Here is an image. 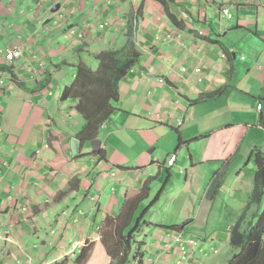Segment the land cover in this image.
<instances>
[{
  "label": "crops",
  "instance_id": "obj_1",
  "mask_svg": "<svg viewBox=\"0 0 264 264\" xmlns=\"http://www.w3.org/2000/svg\"><path fill=\"white\" fill-rule=\"evenodd\" d=\"M128 41L140 65L111 97L114 112L99 131L97 155L94 141L78 138L84 123L76 100H60L75 71L69 82L58 77L67 64H88L89 55L75 53L80 46L100 52ZM22 44L23 57L9 66L3 52ZM5 74L0 233L20 257L76 263L84 240L123 243L129 235L130 256L138 220L151 209L154 223L143 220L149 227L138 232L142 246L154 247L144 264L164 253L199 257L200 264L204 247L182 254L172 233L212 246L229 241L241 215L243 226L258 219L264 197L245 208L264 157V0H0V78ZM159 203L169 218L155 212ZM34 235L43 238L37 245Z\"/></svg>",
  "mask_w": 264,
  "mask_h": 264
},
{
  "label": "trees",
  "instance_id": "obj_2",
  "mask_svg": "<svg viewBox=\"0 0 264 264\" xmlns=\"http://www.w3.org/2000/svg\"><path fill=\"white\" fill-rule=\"evenodd\" d=\"M75 53L91 54L98 63V67L93 70L82 60L75 64H67L66 66L70 65L75 69V77L61 91L60 100H76L75 109L84 123L78 138L80 142H92L97 139L101 126L114 112L111 97L118 91L123 75L139 67L140 53L131 41H128L121 49H108L100 52H92L87 47L80 46ZM5 70L10 73L11 81H15V76L12 73L13 68ZM95 154L101 155L102 151L98 150ZM263 197L264 158L260 160L253 191L245 209L253 205L259 206ZM257 218L254 223L243 226L244 217L241 215L236 224L231 227L229 246L237 250L238 253L232 254L226 264H264V207ZM174 229L180 230L179 227ZM128 239L122 243L123 248L116 264H129L132 236L129 235ZM138 245L141 247L142 243ZM143 258L144 255L136 249L132 262L133 264H142ZM76 263H78V259Z\"/></svg>",
  "mask_w": 264,
  "mask_h": 264
},
{
  "label": "rangeland",
  "instance_id": "obj_3",
  "mask_svg": "<svg viewBox=\"0 0 264 264\" xmlns=\"http://www.w3.org/2000/svg\"><path fill=\"white\" fill-rule=\"evenodd\" d=\"M26 4L28 5V3H26ZM34 7H35V5H34ZM58 11H60V10H57V12ZM41 12H42V10H41ZM61 19L62 18H59L58 15H56L54 23L59 24L62 21ZM38 23L39 22H37V24ZM28 38L30 39L31 36H29ZM82 55H87V54H82ZM88 57H90V59L85 58L86 60H88L87 65L90 68L96 70L98 67V63L93 59V56L91 54ZM80 60H82V59H80ZM73 69L74 68L70 67V66H67L66 68H64L65 73L58 77V81L60 82L62 80V78H65L63 81L69 82L71 79V75L74 73L73 71H75V69L74 70ZM148 203H150V202H147L144 205H147ZM159 204H160L159 208L155 206V209H156L155 212L160 216L162 211L166 209V206L163 205L162 203H159ZM150 211H151V209H149V211L144 216H142L140 214L141 216L138 220V222H140V224H139L140 226H138V228L136 230L137 243H142L144 241V236L142 234L138 235V232L141 231L140 227L145 226V228H147V229L149 227L148 224H143L144 223L143 220L147 219L149 222L152 221V223H154L153 222L154 219L148 218V215H150ZM162 214H165V213L163 212ZM162 217H163V219H167L170 216L167 217L165 214ZM138 222H136V223H138ZM134 226L135 225L133 224L130 228H128L127 232L129 233L131 231L132 227H134ZM174 234H181V233L175 232V233H172L171 236H173ZM1 235H3V236H1ZM1 235H0V242H1L2 237L4 239H6V241H7V233L4 232ZM100 236H103V234L100 233ZM185 237L192 239V240H195L197 242L196 247H193V248H190L189 250H187V251H190L191 254L194 251H200L202 248L201 246L204 247L203 248L204 251L201 254L202 259L200 260L201 261L200 264H226L229 261L232 254L235 255L236 253H238L237 250H235L229 246V241L224 242V241L218 240V241H215L212 246H209V242L199 241V243H198V241L196 239H193V238L188 237V236H185ZM42 239L43 238L41 235H39V236L34 235L33 238H31L32 245L39 244L42 241ZM99 239L100 238L95 239V240L87 239V240H84V242H82L81 244L80 243L78 244V247H80L79 252H81L82 249L85 250L84 255L78 257V263H75L73 261L74 258L63 257L62 260L59 259L58 261H54V262H51V261L54 260L55 258H49V259H51L49 264H116V262L118 261V258L120 256V251L123 248L122 242H120V241L119 242L106 241L105 242V244L107 245L106 246L104 244V240L102 242H99L98 241ZM8 240H11V239L9 238ZM12 242H13V240H11L10 243L7 241L6 245H4L3 247L0 246V252H1L2 248L5 247V249L3 250V253L0 254V264H38V262L36 261V258L31 257V256H27L26 258L20 257L22 255H19L18 249L11 250L9 247L12 246V244H11ZM172 242H173V240H172ZM135 243L136 242H134V241L132 242V252L129 256V264H133V262H132L133 253H134L133 251H135L136 249L138 250V248H140L139 245L135 244ZM147 243H148V241H147ZM211 243H213V242H211ZM48 244H49L48 248L53 247L52 243H50V241ZM7 245H10V246L7 247ZM142 247H145V252L143 251V248H142L141 251L138 250L140 253H142L143 255L145 253L144 256H146L147 258L149 256L154 257V254L150 253V249L154 248L151 246V244L144 245ZM215 247H217L216 250H215ZM129 250H130V248H129ZM187 251H186V253H187ZM15 260H18V262L16 263ZM41 260H45V257H41ZM153 260H155L157 264H167V263L168 264H199V257H197V258L192 257L188 261L187 255L183 259L182 258L181 259L180 258L179 259L178 258L173 259L169 253H164L163 256H161V257L155 256V258H153ZM46 264H47V261H46ZM142 264H144V258H143Z\"/></svg>",
  "mask_w": 264,
  "mask_h": 264
},
{
  "label": "built area",
  "instance_id": "obj_4",
  "mask_svg": "<svg viewBox=\"0 0 264 264\" xmlns=\"http://www.w3.org/2000/svg\"><path fill=\"white\" fill-rule=\"evenodd\" d=\"M47 1H52V0H47ZM59 15V18H62V15L60 11L56 12ZM103 25H99V29H103ZM169 38V36H168ZM170 46V45H167ZM25 45H17L16 47H13L11 49H8L4 52L3 57L6 61V63L9 66L14 65L18 60H20L25 52ZM221 57H224V55H221ZM34 59L37 61L38 66H42V62L40 60H38L37 56L34 55ZM197 73H199V70H195ZM9 79L8 74L3 75L2 78H0V87H5L6 86V81ZM258 108L260 109V106H258ZM263 155H264V150H263ZM264 158V157H263ZM176 160V156L175 155H171L168 160L167 163L169 166H172L174 164ZM16 209H18L19 211L25 213L27 211V207L25 206H18L16 207ZM172 240L174 242V244L177 245L178 249L182 252V254H186V251L189 250L190 248L196 247L197 246V242L195 240L186 238L185 236H183L182 234H174L172 236ZM199 243V242H198Z\"/></svg>",
  "mask_w": 264,
  "mask_h": 264
},
{
  "label": "water",
  "instance_id": "obj_5",
  "mask_svg": "<svg viewBox=\"0 0 264 264\" xmlns=\"http://www.w3.org/2000/svg\"><path fill=\"white\" fill-rule=\"evenodd\" d=\"M60 9V5L59 4H56V5H54V7L51 9L52 10V12L53 13H56L57 12V10H59ZM99 143H101L100 141H94V142H92V145H93V150H96V148H95V146L97 145V144H99ZM100 149V147L98 148V150ZM97 151V150H96Z\"/></svg>",
  "mask_w": 264,
  "mask_h": 264
},
{
  "label": "bare ground",
  "instance_id": "obj_6",
  "mask_svg": "<svg viewBox=\"0 0 264 264\" xmlns=\"http://www.w3.org/2000/svg\"><path fill=\"white\" fill-rule=\"evenodd\" d=\"M4 60H5V59H4ZM94 141H96V140H94ZM99 147H101V143H99V144H97V145L95 146L96 150H98ZM166 165H167L168 167H171V166L168 165L167 162H166Z\"/></svg>",
  "mask_w": 264,
  "mask_h": 264
},
{
  "label": "clouds",
  "instance_id": "obj_7",
  "mask_svg": "<svg viewBox=\"0 0 264 264\" xmlns=\"http://www.w3.org/2000/svg\"><path fill=\"white\" fill-rule=\"evenodd\" d=\"M80 253H82V251H81V252H79V254H78V255H80Z\"/></svg>",
  "mask_w": 264,
  "mask_h": 264
}]
</instances>
